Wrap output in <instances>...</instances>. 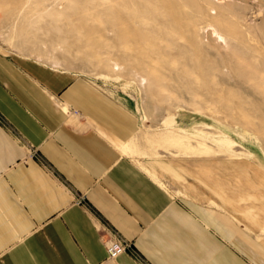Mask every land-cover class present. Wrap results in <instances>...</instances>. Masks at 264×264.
I'll return each mask as SVG.
<instances>
[{
	"label": "rangeland",
	"instance_id": "rangeland-1",
	"mask_svg": "<svg viewBox=\"0 0 264 264\" xmlns=\"http://www.w3.org/2000/svg\"><path fill=\"white\" fill-rule=\"evenodd\" d=\"M0 21L131 109L125 153L264 250V0H0Z\"/></svg>",
	"mask_w": 264,
	"mask_h": 264
},
{
	"label": "crops",
	"instance_id": "crops-1",
	"mask_svg": "<svg viewBox=\"0 0 264 264\" xmlns=\"http://www.w3.org/2000/svg\"><path fill=\"white\" fill-rule=\"evenodd\" d=\"M1 28L0 264H264L223 216L124 152L139 129L131 109L9 49ZM111 231L133 244L115 259Z\"/></svg>",
	"mask_w": 264,
	"mask_h": 264
},
{
	"label": "built area",
	"instance_id": "built-area-1",
	"mask_svg": "<svg viewBox=\"0 0 264 264\" xmlns=\"http://www.w3.org/2000/svg\"><path fill=\"white\" fill-rule=\"evenodd\" d=\"M80 202L82 199H79ZM109 259H115L120 254L133 248V244L130 241H126L119 237L114 231L104 235L103 238Z\"/></svg>",
	"mask_w": 264,
	"mask_h": 264
},
{
	"label": "bare ground",
	"instance_id": "bare-ground-1",
	"mask_svg": "<svg viewBox=\"0 0 264 264\" xmlns=\"http://www.w3.org/2000/svg\"><path fill=\"white\" fill-rule=\"evenodd\" d=\"M123 150H124V152H126V153H133V149L130 147V146H128V144L127 145H123Z\"/></svg>",
	"mask_w": 264,
	"mask_h": 264
}]
</instances>
